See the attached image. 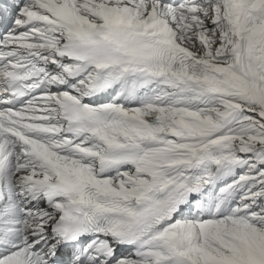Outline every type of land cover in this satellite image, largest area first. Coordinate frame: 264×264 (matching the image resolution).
<instances>
[{
    "label": "snow or ice",
    "instance_id": "obj_1",
    "mask_svg": "<svg viewBox=\"0 0 264 264\" xmlns=\"http://www.w3.org/2000/svg\"><path fill=\"white\" fill-rule=\"evenodd\" d=\"M0 264H264V0H0Z\"/></svg>",
    "mask_w": 264,
    "mask_h": 264
}]
</instances>
